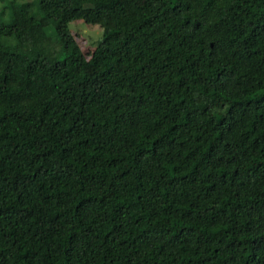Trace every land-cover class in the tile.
I'll list each match as a JSON object with an SVG mask.
<instances>
[{"label":"trees","instance_id":"16d2710c","mask_svg":"<svg viewBox=\"0 0 264 264\" xmlns=\"http://www.w3.org/2000/svg\"><path fill=\"white\" fill-rule=\"evenodd\" d=\"M3 10L0 264H264V0Z\"/></svg>","mask_w":264,"mask_h":264},{"label":"rangeland","instance_id":"374dc122","mask_svg":"<svg viewBox=\"0 0 264 264\" xmlns=\"http://www.w3.org/2000/svg\"><path fill=\"white\" fill-rule=\"evenodd\" d=\"M32 1L33 0H7V3H2L0 1V22L8 23L9 21L7 11L3 10L1 13L2 6L10 5L13 9L17 10L23 7L25 2ZM33 8V13L36 14V17H38L40 14L37 13L38 11L35 9V7ZM68 29L78 47L85 55H89L100 39V30L97 26H86L81 21H73L68 23ZM44 32L46 41H48L50 38H53L54 32L51 25L44 27Z\"/></svg>","mask_w":264,"mask_h":264}]
</instances>
